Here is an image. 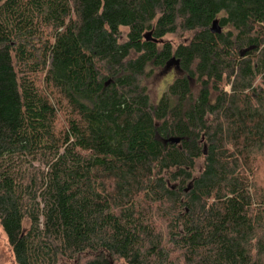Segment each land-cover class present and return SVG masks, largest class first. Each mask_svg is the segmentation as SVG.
Segmentation results:
<instances>
[{
	"label": "trees",
	"instance_id": "obj_1",
	"mask_svg": "<svg viewBox=\"0 0 264 264\" xmlns=\"http://www.w3.org/2000/svg\"><path fill=\"white\" fill-rule=\"evenodd\" d=\"M0 227L15 264H264V0H0Z\"/></svg>",
	"mask_w": 264,
	"mask_h": 264
},
{
	"label": "rangeland",
	"instance_id": "obj_2",
	"mask_svg": "<svg viewBox=\"0 0 264 264\" xmlns=\"http://www.w3.org/2000/svg\"><path fill=\"white\" fill-rule=\"evenodd\" d=\"M125 33V31L123 32ZM188 36L180 34L166 36L163 42H168L174 47L187 40ZM145 76L141 79V86L145 88L150 102L156 104L161 95L166 91L167 87L180 76V71L174 65L165 68H155L148 66ZM193 92L198 90L197 85L192 84ZM27 227V225H25ZM0 264H15L11 248L8 245L7 239L0 227Z\"/></svg>",
	"mask_w": 264,
	"mask_h": 264
},
{
	"label": "water",
	"instance_id": "obj_3",
	"mask_svg": "<svg viewBox=\"0 0 264 264\" xmlns=\"http://www.w3.org/2000/svg\"><path fill=\"white\" fill-rule=\"evenodd\" d=\"M211 32H212V33H220V29H219V27H218V25H217V22H214V23H213L212 28H211ZM144 40H146V41H153V40H152V37H151V33L146 34V35L144 36ZM177 142H178V141H176V143H177Z\"/></svg>",
	"mask_w": 264,
	"mask_h": 264
}]
</instances>
